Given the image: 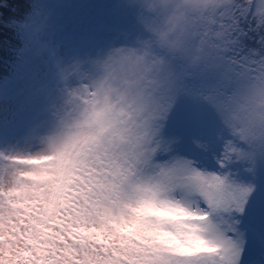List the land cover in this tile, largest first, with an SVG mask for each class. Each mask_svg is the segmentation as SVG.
<instances>
[{
    "label": "snow or ice",
    "instance_id": "snow-or-ice-1",
    "mask_svg": "<svg viewBox=\"0 0 264 264\" xmlns=\"http://www.w3.org/2000/svg\"><path fill=\"white\" fill-rule=\"evenodd\" d=\"M0 54V264H264V0H0Z\"/></svg>",
    "mask_w": 264,
    "mask_h": 264
},
{
    "label": "rangeland",
    "instance_id": "rangeland-1",
    "mask_svg": "<svg viewBox=\"0 0 264 264\" xmlns=\"http://www.w3.org/2000/svg\"><path fill=\"white\" fill-rule=\"evenodd\" d=\"M22 67V75L18 79L13 77L0 92V149L35 151L40 147L35 141L22 139L33 116V108L28 104L31 68L28 64Z\"/></svg>",
    "mask_w": 264,
    "mask_h": 264
},
{
    "label": "trees",
    "instance_id": "trees-1",
    "mask_svg": "<svg viewBox=\"0 0 264 264\" xmlns=\"http://www.w3.org/2000/svg\"><path fill=\"white\" fill-rule=\"evenodd\" d=\"M3 56H4V54H0V63H1V60H2Z\"/></svg>",
    "mask_w": 264,
    "mask_h": 264
},
{
    "label": "clouds",
    "instance_id": "clouds-1",
    "mask_svg": "<svg viewBox=\"0 0 264 264\" xmlns=\"http://www.w3.org/2000/svg\"><path fill=\"white\" fill-rule=\"evenodd\" d=\"M243 2V0H237V3H242Z\"/></svg>",
    "mask_w": 264,
    "mask_h": 264
}]
</instances>
